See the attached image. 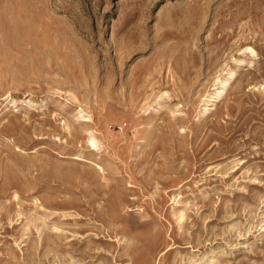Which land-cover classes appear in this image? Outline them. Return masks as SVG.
<instances>
[{
  "label": "rangeland",
  "instance_id": "1",
  "mask_svg": "<svg viewBox=\"0 0 264 264\" xmlns=\"http://www.w3.org/2000/svg\"><path fill=\"white\" fill-rule=\"evenodd\" d=\"M0 264H264V0H0Z\"/></svg>",
  "mask_w": 264,
  "mask_h": 264
},
{
  "label": "bare ground",
  "instance_id": "2",
  "mask_svg": "<svg viewBox=\"0 0 264 264\" xmlns=\"http://www.w3.org/2000/svg\"><path fill=\"white\" fill-rule=\"evenodd\" d=\"M247 49H250V50L253 51V48L250 47V46H248ZM253 53H254V52H253ZM227 81H228L227 79L221 81V83L223 84V86L225 85V82H227ZM218 93H220V92H218ZM218 93H217V94H218ZM96 140H97L96 137H95V136H92L91 141L93 142L94 145H96Z\"/></svg>",
  "mask_w": 264,
  "mask_h": 264
}]
</instances>
